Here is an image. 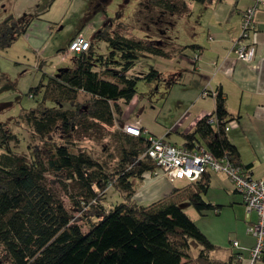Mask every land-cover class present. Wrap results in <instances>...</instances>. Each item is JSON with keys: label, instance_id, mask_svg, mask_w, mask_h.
Masks as SVG:
<instances>
[{"label": "trees", "instance_id": "obj_1", "mask_svg": "<svg viewBox=\"0 0 264 264\" xmlns=\"http://www.w3.org/2000/svg\"><path fill=\"white\" fill-rule=\"evenodd\" d=\"M150 1L168 14L186 8L185 0ZM30 17L26 13L14 16L8 12L0 21V46L8 45L23 32ZM93 36L120 50V69L113 70L106 64L93 67ZM89 41L87 49L76 52L72 65L57 68L44 83L30 87L32 93L41 89L39 102L44 104L30 108L25 115L38 139V143L28 145L27 155L12 150L8 140L16 135L0 123V244L6 257L0 263H237L234 252L225 259L210 255L215 243L180 204L187 200L198 210L218 207L201 197L209 185L207 170L161 197L146 204L137 203L131 199V177L156 167L150 157L140 155L147 144L146 136L114 129L121 141L116 171L105 169L102 161L74 143L79 133H89L92 127L114 125L113 112L120 110L118 100L129 101L138 78L159 77V71L153 67L143 75L128 76L123 72L122 68L134 61L137 51L167 53L163 42L155 38L127 36L104 30L103 26L93 32ZM97 59L103 63L101 55ZM79 91L87 93V97L77 99ZM213 97V109L199 117L192 130L182 133L181 144L190 146L197 141L213 154L226 155L238 165V151L224 128L232 117L220 87L214 89ZM47 173L77 183L71 198L78 214L85 215L87 210L93 214L86 229L81 228L76 215L71 214L50 186ZM109 184L123 192V200L106 209L98 204H102L101 193Z\"/></svg>", "mask_w": 264, "mask_h": 264}, {"label": "rangeland", "instance_id": "obj_2", "mask_svg": "<svg viewBox=\"0 0 264 264\" xmlns=\"http://www.w3.org/2000/svg\"><path fill=\"white\" fill-rule=\"evenodd\" d=\"M151 2L150 0H0V21L8 12L14 16H20L24 12L31 15L26 29L8 45L0 46V123L16 135L8 140L13 151L27 155L28 145L38 143L32 123L25 115L30 108L41 107L44 102H39L41 89L32 93L29 92L30 87L40 82L44 83L57 68L72 65L77 53L67 46L70 35L80 32L85 37L92 38L93 32L102 26L104 30L118 31L127 36L155 38L162 41L163 47L168 50L175 48V42L182 44L181 52H183L171 54L169 57L139 50L134 61L122 70L128 76L143 75L152 66L162 72L159 78L149 80L138 78L134 92L136 98L125 107L131 117L138 113L146 118L150 130L158 129L159 125L155 124V120L168 125L173 117L184 110L187 106V98L194 96L193 92L188 90L193 88V84L188 83L190 77L187 75V41L197 36L206 38L205 28L194 22L196 16L199 20L204 18L200 11L202 4L198 1L193 2L196 5L195 9H192V15L190 13L187 16V6L182 11L171 12L169 15L160 11V8ZM168 15L174 16L175 20L170 23L164 22L168 19ZM157 16L164 21L156 22ZM239 28L238 25L237 34L240 32ZM92 41L94 68L105 64L113 70L121 68L122 60L118 48L101 37H94ZM100 55L103 63L97 59ZM215 60L218 64L220 57ZM87 95L79 91L76 98L82 100ZM45 103L50 104L48 100H45ZM123 104L128 103L122 101ZM114 129V125H101L99 129L92 127L88 130L89 133H79L74 138V143L102 161L105 169L116 171L119 168L121 141ZM172 134L176 135V142H181V138L174 130ZM217 174L211 175L206 191L201 192L204 200L218 204L216 209L198 210L187 200L181 201L180 204L196 225L215 243L210 255L225 257L231 247L232 239H240V234L245 231L247 225L246 220L254 219L256 212L251 210L246 214L244 204L239 198L241 192H232L227 177L222 173ZM47 178L65 207L71 214L76 215L81 228L86 229L87 222L93 218V214L92 210H87L85 215L78 214L76 203L71 198L78 188L77 183L65 177L58 179L51 173H47ZM188 180L182 177L174 179V182L180 185L181 182L186 183ZM121 200H123L122 193L114 185L109 184L102 191L99 200L102 204L99 202L98 206L108 209ZM193 252H196V248ZM5 260L0 244V262L4 263Z\"/></svg>", "mask_w": 264, "mask_h": 264}, {"label": "crops", "instance_id": "obj_3", "mask_svg": "<svg viewBox=\"0 0 264 264\" xmlns=\"http://www.w3.org/2000/svg\"><path fill=\"white\" fill-rule=\"evenodd\" d=\"M185 1L187 16H189L188 14L196 6L193 2L197 0ZM253 2L254 0L200 2L202 4L201 16L204 15V18L199 20L196 16L194 22L205 28L206 38L197 36L187 41V75L190 77L188 83L193 84V88L188 90L193 92L194 96L187 98V106L173 117L168 125L155 120L156 123H154L159 125L155 131L150 130L146 124L148 121L142 115L137 113L136 116L131 117L128 114L129 110L125 107L136 98L134 94L127 105L126 103L122 105V102L118 100L120 110L113 112L115 128L124 131L123 126L130 123L140 127L141 136L147 137L151 134L165 141L181 144L182 133L192 130L196 120L214 107L213 95L202 94V90H214L220 87L225 95L226 109L232 117L228 120L226 135L238 151V166L245 175L261 176L264 173V3L255 6L252 26L249 28L248 35L242 38V41L254 44L253 56L250 59L238 57L234 46L238 36L236 32L238 25L240 27L241 11ZM167 18L165 21L158 18L156 22L162 20L170 23L175 20L172 15H168ZM187 20H189L188 17ZM174 47L171 50L166 49V54H153L169 57L171 54L183 52H181L182 44L175 42ZM217 57H220L218 64L215 60ZM152 67L159 71V77H161V70ZM173 130L177 136L179 135L181 142H176V135L172 134ZM211 172L222 173L224 177H227L230 189H233L232 192H238L228 176L220 170L207 169L208 183L213 174ZM176 178H169L162 172L154 173V169L144 170L140 176L131 177L133 187L131 199L137 203L146 204L169 193L174 186H181L184 183L175 184L174 179ZM239 198L242 201L241 194ZM255 219L256 217L247 219V225ZM247 225L245 231L240 234V239H232V241H237V245L231 243L227 255L219 258L225 259L234 252L239 255L235 256L237 258L235 264H264V252L260 258L254 261L251 259L250 247L255 242V236L247 229Z\"/></svg>", "mask_w": 264, "mask_h": 264}, {"label": "built area", "instance_id": "obj_4", "mask_svg": "<svg viewBox=\"0 0 264 264\" xmlns=\"http://www.w3.org/2000/svg\"><path fill=\"white\" fill-rule=\"evenodd\" d=\"M264 3V0H254L253 4L246 6L241 11L240 32L234 42L235 52L238 57L250 59L254 53V44L244 42L242 38L248 35L249 28L252 26L254 8L257 4ZM89 38L82 33H75L68 41V48L73 52H79L89 47ZM214 94V90H210ZM209 93L203 89L202 94ZM228 127V122L224 128ZM123 129L132 134H139L141 129L134 124H125ZM147 144L142 154L150 157L155 163L154 173L162 172L169 178L184 177L194 179L201 172L212 168L224 172L231 180L235 188L241 192L242 202L245 211L256 212V219L247 225L255 236V242L250 247L252 261L260 258L264 252V173L258 177H251L241 172L240 167L234 164L226 155L217 156L206 146L194 141L190 146H184L163 140L155 135L147 136ZM237 245V241H232ZM235 256H239L235 254Z\"/></svg>", "mask_w": 264, "mask_h": 264}]
</instances>
